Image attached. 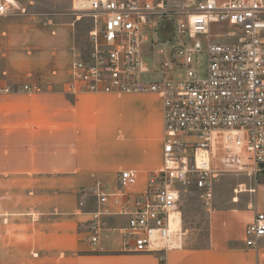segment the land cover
<instances>
[{
  "label": "built area",
  "instance_id": "1",
  "mask_svg": "<svg viewBox=\"0 0 264 264\" xmlns=\"http://www.w3.org/2000/svg\"><path fill=\"white\" fill-rule=\"evenodd\" d=\"M71 4L78 16L92 19L93 29L88 60L75 59L70 66L67 93L153 95L162 105L161 167L143 184L135 171L122 170L115 190L98 182L84 191L97 205L85 212L88 241L103 251L102 239L118 232L123 252L164 260L185 247L180 206L185 188L198 189L210 207L219 176L264 173V0H183L175 7L164 0ZM14 12L24 14L26 8L17 0H0V18ZM214 26L220 32L214 34ZM144 52L153 56L152 67ZM203 52L205 76L196 67ZM22 92L42 88L0 83V96ZM79 206L83 212L86 203ZM112 217L124 218L127 226L107 227L103 220ZM262 239L264 213H257L246 228L245 245L257 249Z\"/></svg>",
  "mask_w": 264,
  "mask_h": 264
},
{
  "label": "crops",
  "instance_id": "2",
  "mask_svg": "<svg viewBox=\"0 0 264 264\" xmlns=\"http://www.w3.org/2000/svg\"><path fill=\"white\" fill-rule=\"evenodd\" d=\"M164 1L170 7L183 2ZM82 25L71 15L41 24L0 18V83L42 88L0 96V184L32 185L19 195L24 216L0 224V264H264V239L257 249L245 245L247 226L264 213L262 173L244 176L227 206L214 208L206 248L171 252L161 260L123 252L118 232L102 239L103 251L77 232V186L100 182L114 190L122 170L135 171L143 184L162 165V142H151L149 117L138 128L127 126V135L116 129L112 111L128 99L67 93ZM130 95L136 94L123 96ZM9 195L6 190L4 201ZM111 225L122 228L127 221L115 218Z\"/></svg>",
  "mask_w": 264,
  "mask_h": 264
},
{
  "label": "rangeland",
  "instance_id": "3",
  "mask_svg": "<svg viewBox=\"0 0 264 264\" xmlns=\"http://www.w3.org/2000/svg\"><path fill=\"white\" fill-rule=\"evenodd\" d=\"M17 1L26 8V12L24 14L14 12L9 16L4 17L10 19L14 24H41L54 18H65L70 15L73 16L76 21L83 24L82 31H79L77 35L74 54L75 59L88 60V54L91 49L89 34L93 29V21L90 17L81 15H79L81 18L78 19L79 16L71 9V0H32L33 4L30 3V0ZM220 30V26H214L212 32L215 34L220 32ZM162 35H164V37L167 36V31H164ZM202 43L205 44V40H202ZM144 60L148 66L152 67L153 56L151 54L144 52ZM198 61L199 63L196 64V67L200 70L202 76H205L207 71V57L204 52L200 54ZM120 98L128 100L124 101L123 104H116L115 109L118 110L115 112L112 111L111 118L116 125V129L122 127L123 132L127 135V126L133 125L138 128L142 126L144 121L149 117L151 120V142H156L159 145L162 141L163 122L161 103L158 97L130 95ZM118 111H121L120 117ZM241 179L243 180L244 176H236L233 174L219 176L213 184L214 198L210 207L205 206L203 200L200 198L201 192L198 189L193 186L184 189L180 201L181 210L183 212V223L187 231L184 249H202L209 246L211 213L217 206H227L228 199L235 196L234 190L238 187L237 182ZM258 179L259 182H264V173H262ZM101 185L105 190L113 191L109 190L107 185L102 183ZM31 186L32 185L29 186L26 183H15L14 185L9 186H6V184H0V224L8 225L12 223L10 221L11 217H14V220L12 221L18 223L19 219L24 216L23 211H21L23 208L21 205H23L25 201L21 199L19 195L31 189ZM94 187L95 185L91 188L77 186L76 190V215L81 218L77 223V232L83 234L87 239L89 238V229L87 226L89 225L90 217L86 215L85 212L96 211L97 205L94 198L85 199L84 191H89ZM6 190L9 191L10 195L8 196L7 201H4V196L2 195H4ZM82 201L86 203V207L83 208V212H79V204ZM4 206H7V208ZM114 219L115 217L105 218L103 222L107 227L114 228L116 226L111 225V221Z\"/></svg>",
  "mask_w": 264,
  "mask_h": 264
},
{
  "label": "bare ground",
  "instance_id": "4",
  "mask_svg": "<svg viewBox=\"0 0 264 264\" xmlns=\"http://www.w3.org/2000/svg\"><path fill=\"white\" fill-rule=\"evenodd\" d=\"M241 189H242V191L244 192V186L242 185L241 187H240ZM238 193H239V191H237Z\"/></svg>",
  "mask_w": 264,
  "mask_h": 264
}]
</instances>
